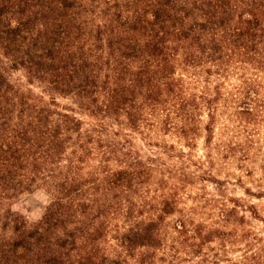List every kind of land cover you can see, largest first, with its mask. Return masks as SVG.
Listing matches in <instances>:
<instances>
[{
  "label": "trees",
  "instance_id": "1",
  "mask_svg": "<svg viewBox=\"0 0 264 264\" xmlns=\"http://www.w3.org/2000/svg\"><path fill=\"white\" fill-rule=\"evenodd\" d=\"M0 53L48 84L47 100L20 93L0 65V264H155L174 203L157 195L136 217L130 193L148 171L113 137L173 134L191 147L204 115L209 151L220 100L246 127L264 117V0H0ZM230 71L239 80L224 96ZM242 151L226 149L240 166ZM36 188L48 203L28 224L9 201ZM240 207L223 209L224 227L175 224L194 264H264Z\"/></svg>",
  "mask_w": 264,
  "mask_h": 264
},
{
  "label": "rangeland",
  "instance_id": "2",
  "mask_svg": "<svg viewBox=\"0 0 264 264\" xmlns=\"http://www.w3.org/2000/svg\"><path fill=\"white\" fill-rule=\"evenodd\" d=\"M0 65L9 86L18 89L20 93L31 97L44 96V100H47L42 91L44 85L48 84L41 82V74L26 71L22 64L15 65L12 59L1 53ZM236 73L230 71L225 79L222 89L224 96H228L237 85L239 79ZM246 75H250L249 71ZM218 79L212 77L214 82ZM58 101L62 102L60 99ZM235 110L233 103L228 104L224 100L217 103V117L209 151L204 149L205 133L202 127L207 122L204 115L200 120V135L194 138L191 147L173 134L153 133L143 136L124 130L118 137H113L118 140L126 138L133 150V157L141 159L148 171V177L136 183L135 192L130 193L134 209L137 210L136 217L145 218L153 211L151 209L160 207L157 195L165 196L174 203V209L164 217L159 230L163 245L157 250L155 264H166L169 260L174 264H194L199 261V256L191 249L179 244L181 240L174 229L175 224L185 218L205 227H224L221 213L224 208L232 205L233 200L241 204L239 213L246 210L248 227L264 237V224L248 212V205H253L260 216L264 217V175L260 170L264 157V117L257 124L246 127L237 118ZM234 144L241 151L237 152L239 156L243 154L244 147L249 154L242 166L227 156V147ZM47 203L48 194L42 188L18 192L9 201L10 206L20 212L28 224H33L41 217ZM125 203L123 200L122 204ZM118 223L124 228L129 222L119 217ZM209 247L218 248V244L212 242L203 246L206 251ZM230 247L228 245V255H231Z\"/></svg>",
  "mask_w": 264,
  "mask_h": 264
}]
</instances>
